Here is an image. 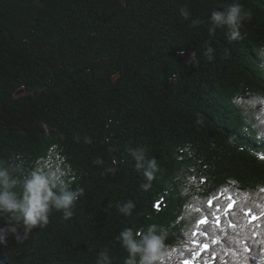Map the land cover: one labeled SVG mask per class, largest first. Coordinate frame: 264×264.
I'll list each match as a JSON object with an SVG mask.
<instances>
[{
  "label": "trees",
  "instance_id": "obj_1",
  "mask_svg": "<svg viewBox=\"0 0 264 264\" xmlns=\"http://www.w3.org/2000/svg\"><path fill=\"white\" fill-rule=\"evenodd\" d=\"M231 2L0 0V160L63 169L84 190L70 219L52 209L47 225L9 236L0 264H96L100 252L125 264L121 231L150 224L168 231L161 264H264V103L251 99L264 94V0H240L251 19L229 42L207 21ZM184 5L203 23L189 27ZM130 149L155 158L151 182ZM224 189L220 203L235 205L216 227L206 201Z\"/></svg>",
  "mask_w": 264,
  "mask_h": 264
},
{
  "label": "clouds",
  "instance_id": "obj_2",
  "mask_svg": "<svg viewBox=\"0 0 264 264\" xmlns=\"http://www.w3.org/2000/svg\"><path fill=\"white\" fill-rule=\"evenodd\" d=\"M179 15L185 21L190 20L189 27L195 28L203 21L191 19L187 5L179 8ZM251 19L250 12L244 10L240 0H232L227 5H222L211 11L208 17V32L213 35L218 28L227 29L226 37L229 42L238 39L243 23ZM208 42L205 41V44ZM215 49L207 46L203 56L208 60L214 59ZM184 53L181 52V55ZM259 68L264 71V44L256 50ZM191 62H198L194 53H189ZM253 102L264 103V94H254ZM77 142L79 137L75 138ZM85 143H91V139L84 138ZM130 154L135 160L137 170H143V175L148 182L154 179L158 170L155 158L146 160L142 149H130ZM96 165H102L104 161L99 157L93 161ZM117 161L112 160L115 165ZM70 171V169H69ZM109 173H115V167L106 169ZM176 181L183 180V169L174 176ZM74 181L68 177V171L52 167L42 168L39 164L25 172L24 162L17 156L9 157L8 160H0V244H6L8 237L12 236L17 241L26 237L33 228L43 227L49 222V213L52 209L62 212L65 220L73 215V205L83 195V188H73ZM143 188L150 187L145 183ZM188 188L182 187V194H186ZM131 201L118 205V210L124 215H130L134 208ZM168 231L163 226L150 224L136 232L131 229L121 231L118 239L121 246L128 253L125 264H161L166 251L165 240ZM96 264H110L106 252H100Z\"/></svg>",
  "mask_w": 264,
  "mask_h": 264
},
{
  "label": "snow or ice",
  "instance_id": "obj_3",
  "mask_svg": "<svg viewBox=\"0 0 264 264\" xmlns=\"http://www.w3.org/2000/svg\"><path fill=\"white\" fill-rule=\"evenodd\" d=\"M261 158L264 159V156H262ZM227 191H228L227 189H224L219 194L213 193L212 197L207 199V201H206L207 207L209 209H212L213 207L216 208V212L212 213V217H214V222H215L216 227H219V225L221 223V220H222L221 216L219 215V212L221 210H223V212L228 213L230 210H232L234 208V205H235L234 198L231 195L226 197V199L228 201H232V202L227 203L226 207L222 203H220V197L223 196L224 192H227ZM195 210L197 212L200 211L199 208H197ZM261 215H264V212H262ZM209 220H210L209 216H202L196 222L197 226L208 225L209 224ZM254 220H257V216L256 215H252L251 216V219L249 220V223L251 224V222L254 221ZM196 234L197 233H195V232L192 233L193 236H195ZM199 234L200 235H205L206 233L205 232H200ZM212 243H216V241L213 239ZM261 243H264V242H261ZM207 248H208V245H201V250H204V249H207ZM245 250L247 251L248 249H245Z\"/></svg>",
  "mask_w": 264,
  "mask_h": 264
}]
</instances>
